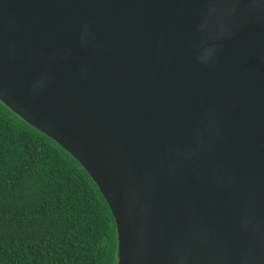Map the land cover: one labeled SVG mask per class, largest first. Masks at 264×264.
<instances>
[{"label": "water", "instance_id": "1", "mask_svg": "<svg viewBox=\"0 0 264 264\" xmlns=\"http://www.w3.org/2000/svg\"><path fill=\"white\" fill-rule=\"evenodd\" d=\"M0 99L89 173L117 264H264V0H0Z\"/></svg>", "mask_w": 264, "mask_h": 264}, {"label": "trees", "instance_id": "2", "mask_svg": "<svg viewBox=\"0 0 264 264\" xmlns=\"http://www.w3.org/2000/svg\"><path fill=\"white\" fill-rule=\"evenodd\" d=\"M118 250L86 169L0 99V264H117Z\"/></svg>", "mask_w": 264, "mask_h": 264}]
</instances>
